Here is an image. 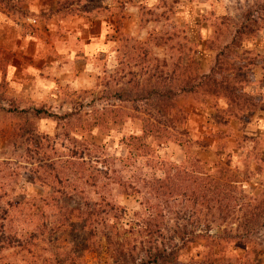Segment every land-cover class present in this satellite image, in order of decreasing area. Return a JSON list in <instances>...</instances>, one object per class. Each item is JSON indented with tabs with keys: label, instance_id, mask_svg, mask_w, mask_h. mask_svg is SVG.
<instances>
[{
	"label": "rangeland",
	"instance_id": "374dc122",
	"mask_svg": "<svg viewBox=\"0 0 264 264\" xmlns=\"http://www.w3.org/2000/svg\"><path fill=\"white\" fill-rule=\"evenodd\" d=\"M29 4L0 0V92L14 101L0 104L30 109L31 131L0 110V264H264V0H60L59 20L80 17L78 53L87 33L102 52L16 97L9 66L33 60L22 37L70 33L49 38L54 12ZM212 70L218 85L180 92ZM152 129L186 130L187 145ZM196 159L221 206L181 197L157 217L145 184Z\"/></svg>",
	"mask_w": 264,
	"mask_h": 264
},
{
	"label": "crops",
	"instance_id": "0c3cea01",
	"mask_svg": "<svg viewBox=\"0 0 264 264\" xmlns=\"http://www.w3.org/2000/svg\"><path fill=\"white\" fill-rule=\"evenodd\" d=\"M29 1L30 4L27 6V9L32 14H49L51 11L52 13H55V15L53 13L52 19L47 26L50 29L49 32L51 33V35H48L49 38H52V35H54L56 29L59 27H68L70 33L66 35L65 38H55V41L51 42L50 45L39 43L37 39L32 40L31 38H26L25 36L22 37V44L18 45L20 53H23L25 57L27 56L31 58L32 56L33 60L25 59L26 62H23L22 66L14 63L9 66L8 80L11 84V88L17 86V95L15 94L16 97L20 95L23 88H27L28 85L25 86L26 79L34 80V82L31 80L29 81L30 85H36L35 87H37L40 93H43L44 91L47 92V82L52 80L50 77L63 80L64 77L73 76L72 74L74 73L71 72V74L68 72L69 67H74L72 65L73 62L71 61L67 63L68 61L77 58V56L84 58L83 60H88L89 57L96 56L100 51L98 46H95V42L92 41V38H89V34L86 32V37L82 38L86 39L85 47L82 53H78L75 45L72 44L71 39L73 35L77 33V26L79 27L80 24L77 21L80 22V17H78V20H76V18H72L70 21L59 20V12L57 11L60 0ZM29 36L30 35H28V37ZM44 42H47V40H44ZM26 44L32 45L26 47ZM108 49L109 47L105 49L103 52L104 55L109 52ZM53 52H55V57L48 55V53L51 54ZM100 52H102V50ZM19 67L21 68L20 70H22L20 73L18 72ZM24 70H26V72H24ZM43 82H46V84H43Z\"/></svg>",
	"mask_w": 264,
	"mask_h": 264
},
{
	"label": "trees",
	"instance_id": "16d2710c",
	"mask_svg": "<svg viewBox=\"0 0 264 264\" xmlns=\"http://www.w3.org/2000/svg\"><path fill=\"white\" fill-rule=\"evenodd\" d=\"M241 34V32H240ZM214 70L208 75H201L198 78L197 84L190 85L185 82V85L182 86L179 90L181 93H195V89L200 88L205 80L212 81L213 84H217V80L213 77ZM196 78V76L194 77ZM218 85V84H217ZM13 101L9 99L7 96H4L2 92H0V103L2 102H10ZM14 102V101H13ZM11 103V102H10ZM13 104V103H12ZM11 106L9 108H5L0 104V110L10 112L13 114V116L17 117L19 121H22L25 126H19V124L16 127H20L19 132L21 134H30V129L26 128L27 122L24 119V116L27 115L26 112L30 111V109L26 108H15L11 111ZM37 118L43 119L41 116L42 112L39 110H36ZM174 115L171 117L173 119ZM177 118L178 124L185 123L186 116H182L181 114L179 116H175ZM232 118L242 120L240 116L234 115ZM147 130V129H146ZM175 131V130H174ZM174 131H167V130H150L145 131L146 133L151 134V136L156 137L157 139H164L166 141H178L182 145H187V142L183 140L182 136L188 135V132L186 130H183L181 132H174ZM202 162L199 159H196L193 164V169L188 170L187 168H175L169 170L168 176L165 177V179H162L160 181H157L155 186L151 185L150 183L145 184L149 194H154V198L158 202V205L155 204L154 211H157V217L164 218L165 217V206L169 204L172 200L186 197L189 200H193L197 202L200 205H206V206H212L214 208L220 207L223 201L225 200L223 197H221V194H219V187L216 186L213 189V195H208L210 192V188L208 185L204 187L198 186V175H204L206 176V172L204 168H199L198 165ZM217 192V193H215ZM153 233H157L159 235L161 234L162 226H150ZM177 250H172L170 253H167L166 251H158L155 253V256L153 257L154 262H158V260L171 262L172 258H176L177 256Z\"/></svg>",
	"mask_w": 264,
	"mask_h": 264
}]
</instances>
